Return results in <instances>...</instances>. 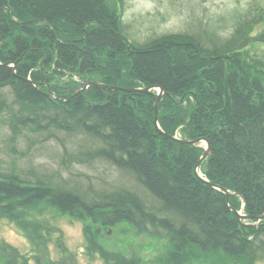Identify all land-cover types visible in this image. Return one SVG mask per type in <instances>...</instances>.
Instances as JSON below:
<instances>
[{
    "label": "trees",
    "instance_id": "trees-1",
    "mask_svg": "<svg viewBox=\"0 0 264 264\" xmlns=\"http://www.w3.org/2000/svg\"><path fill=\"white\" fill-rule=\"evenodd\" d=\"M252 22L256 19L210 47L181 33L140 45L125 38L120 13L108 0H0V90L12 94L10 104L0 93V123L11 127L15 139L17 128L28 127L97 139L102 147L80 152L79 158L98 154L131 171L158 202L152 210L122 189L85 204L73 189L30 181L0 165V215L22 219L25 211L44 204L86 219L85 251L98 253L106 264H139L98 241L101 229L122 221L141 225L143 232L149 225V234L166 238L162 264H185L196 250L220 251L236 264L264 258V62L250 53L255 44L264 46V31L250 36ZM13 62L14 68L5 65ZM86 80L123 88L156 85L170 94L158 104L160 129L171 136L178 129L183 139H206L210 154L200 172L229 195L196 176L203 147L159 133L156 89L91 85L77 91ZM233 209H241L245 220ZM8 247L6 262L31 264Z\"/></svg>",
    "mask_w": 264,
    "mask_h": 264
},
{
    "label": "rangeland",
    "instance_id": "rangeland-1",
    "mask_svg": "<svg viewBox=\"0 0 264 264\" xmlns=\"http://www.w3.org/2000/svg\"><path fill=\"white\" fill-rule=\"evenodd\" d=\"M108 1L120 13L123 34L133 44L143 45L152 37L181 33L193 35L210 47L214 41L230 39L238 26L252 19L256 22L248 26L250 36L264 31V0ZM253 46L252 56L264 62V46ZM107 61L108 57L104 63ZM0 93L11 104L10 90L4 88ZM16 130L20 135L15 139L11 127L5 121L0 123V165L5 171L20 173L30 181H53L73 189L83 195L85 204L100 201L103 195L123 189L148 202L151 208L158 206L131 171L98 154L89 155L86 160L79 158L80 152H95L101 148L99 140L79 131L55 129L39 133L30 127ZM177 133L180 134L178 129ZM200 146L204 148L203 143ZM23 214L22 219L0 215V264H9L6 262L9 261L8 246L16 248L20 257L31 264H106L98 253L88 256L89 251H85L87 241L83 227L86 219L61 213L44 204ZM140 228L141 225L137 227L122 221L106 231L101 229L98 241L104 249L134 258L139 264H162L168 249L166 238L149 234L153 229L149 225L148 232L138 230ZM185 264L236 263L220 251L196 250ZM253 264H264V258Z\"/></svg>",
    "mask_w": 264,
    "mask_h": 264
},
{
    "label": "water",
    "instance_id": "water-1",
    "mask_svg": "<svg viewBox=\"0 0 264 264\" xmlns=\"http://www.w3.org/2000/svg\"><path fill=\"white\" fill-rule=\"evenodd\" d=\"M1 37H0V41H1ZM5 65H8V63H5ZM89 85H95V86H99L103 89H112V90H122V91H140V92H147V91H150L152 89H156L157 90V97L153 103V114H154V123H155V126L157 128V130L159 131L160 134H162L163 136H167L169 138H171L172 140H175L176 142H179V143H182V144H185V145H198V144H201L203 143L205 145V150L203 151V153L200 155V157L198 158L195 166H194V172L196 174V176L202 180H204V182H206L208 185L220 190L221 192H224L227 196L229 195V191L226 190L225 188L223 187H220L216 184H213L212 182L208 181L206 178H204L200 172V165H201V162L210 154V144L209 142L204 139V138H196V139H183V138H180V137H176V136H171V135H167L166 133H164L162 131V129H160V127L158 126V123H157V110H158V104L161 100V98L163 97V95H166V96H169L171 97L170 94H168L167 92H164L162 90V88H160L159 86H150V87H147V88H122L120 86H112V85H108V84H104V83H101V82H96V81H87L85 83V87L89 86ZM172 98V97H171ZM57 100H61V101H64V99L62 98H56ZM233 212H235L237 214V218L240 220L243 215L240 211L238 210H234L233 209ZM262 216H258L257 219H261Z\"/></svg>",
    "mask_w": 264,
    "mask_h": 264
},
{
    "label": "flooded vegetation",
    "instance_id": "flooded-vegetation-1",
    "mask_svg": "<svg viewBox=\"0 0 264 264\" xmlns=\"http://www.w3.org/2000/svg\"><path fill=\"white\" fill-rule=\"evenodd\" d=\"M22 56L19 57V59H21ZM13 68L16 67V63L13 62Z\"/></svg>",
    "mask_w": 264,
    "mask_h": 264
}]
</instances>
